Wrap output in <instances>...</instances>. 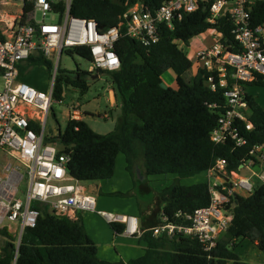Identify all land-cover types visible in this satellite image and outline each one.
<instances>
[{
  "label": "trees",
  "instance_id": "16d2710c",
  "mask_svg": "<svg viewBox=\"0 0 264 264\" xmlns=\"http://www.w3.org/2000/svg\"><path fill=\"white\" fill-rule=\"evenodd\" d=\"M137 1L72 0L69 11L73 16L93 19L104 30L117 25L119 15ZM140 1L154 10L166 0ZM205 5V9L202 5L196 11L183 14L173 22L172 28L160 25L158 41L149 47L128 37L122 29L114 43L119 68L96 70L105 71L109 76L115 103H120L122 116L115 131L99 134L83 118L67 119L63 131L59 129L56 135L45 137V141L61 145L62 151L69 154L68 172L82 182L109 179L119 153L124 155L126 170L135 179L134 183H145L150 176L172 175L173 180L155 192V196L161 214L178 222L181 219L174 217L177 211L191 213L209 203L206 182L183 185L181 179L205 171L217 157L226 159L227 170L239 171L241 160L252 157L251 146L264 142V106L250 94L246 100L253 128L241 131L247 144L233 147L231 140L215 144L210 139L224 104V88L212 91L205 83L206 71L198 66L186 79L185 73L193 63L179 45H188L192 38L208 29L232 41V20L225 14L209 23L208 3ZM52 8L61 13L64 2L56 0ZM32 9L33 1L24 0L22 22ZM248 10L253 26L264 23V0H253ZM0 38H5L1 30ZM64 51L91 60L86 46H71ZM35 65L45 66L49 74L53 69L52 61L38 53L18 65L19 75ZM167 70L174 72L175 87L162 85V75ZM88 73L58 69L53 84L54 98L61 99L64 85L86 91ZM249 84L264 87V76H256ZM213 104L216 107H211ZM136 167L144 180L136 178ZM34 205H38L39 216L35 226L26 227L23 232L17 264H248L237 252L241 239H247L264 254V184H258L246 196L237 195L231 209V223L212 250L206 251L197 239L182 234L170 238L153 235L149 227L139 236L145 244L144 252L127 261L99 259L97 246L88 236L80 216L76 219L58 216L50 213L44 204ZM109 224L116 233L123 232V224ZM13 254V244L6 241L0 252V264H11Z\"/></svg>",
  "mask_w": 264,
  "mask_h": 264
},
{
  "label": "built area",
  "instance_id": "2783aa9c",
  "mask_svg": "<svg viewBox=\"0 0 264 264\" xmlns=\"http://www.w3.org/2000/svg\"><path fill=\"white\" fill-rule=\"evenodd\" d=\"M32 1L33 9L26 20L4 34V39L0 38V78L3 80L0 88V235L14 246L11 264H17L25 228L34 227L37 222L40 211L36 203L44 204L50 213L72 219L77 218V212L95 211L108 223L123 224L125 235L142 234L136 216L96 209L95 196L87 193L82 181L68 172L69 154L62 151L61 145L45 141L49 136L45 135V124L54 97V78L64 49L86 46L92 63L88 72L114 71L120 66L114 43L122 29L125 35L149 47L158 41L160 25L172 28L173 22L183 14L196 11L202 5L205 9L208 3L209 23L225 14L232 20V41L208 29L206 32L212 33V41L198 47L195 61L206 71L205 83L212 91L224 88V104L210 139L215 144L231 140L233 147L247 144L241 131H251L253 124L246 95H251L249 88L257 86L249 82L256 76H264V23L253 26L250 22L248 8L253 0H166L154 10L139 0L119 15L117 25L104 30L93 19L71 15L72 0H62L61 13L53 10L54 0ZM47 15H50L48 21ZM38 53L51 61L55 58L51 85L46 91L19 79L18 65ZM81 114L79 109L71 108L68 119L78 120ZM249 153L252 157L241 160L239 171L227 170L226 159L215 158L204 171L208 205L191 213L177 211L174 217L180 218V222L161 214L160 221L150 227L152 234L169 238L182 234L197 239L206 251L212 250L231 223L234 198L246 196L254 188L251 177L243 176L242 170L264 184V173L254 169L256 165L263 167L264 142L254 143ZM23 179L26 188L22 191Z\"/></svg>",
  "mask_w": 264,
  "mask_h": 264
},
{
  "label": "rangeland",
  "instance_id": "374dc122",
  "mask_svg": "<svg viewBox=\"0 0 264 264\" xmlns=\"http://www.w3.org/2000/svg\"><path fill=\"white\" fill-rule=\"evenodd\" d=\"M56 1V0H54ZM22 6L23 0H0V30L3 34L9 33L11 28L16 26L18 22H22ZM37 19L40 20V13H37ZM50 15H47L45 20L48 21ZM211 34L207 32L203 36L192 38L188 45L179 43L181 48L187 53L188 57L192 61V67L185 73V77L188 79L196 70L195 51L199 46L211 42ZM53 69L55 65V58L52 60ZM92 63L83 58L80 55L73 54L72 56L62 52L58 69L65 71H75L79 69L83 72H88ZM52 72L46 70L43 65H35L28 68L19 79L28 85L39 90H49L52 81ZM86 77L88 89L81 92L79 87L72 85H64L61 99L58 100L52 97V104L48 112V116L45 124V135H56L58 130L63 131L68 119V111L71 108L79 109L82 113L83 120L89 125V127L99 134H107L115 131L119 119L122 116V110L120 103L117 101L114 104L110 100V90H112L109 76L106 72L98 73L96 71L88 73ZM175 75L172 70H167L162 76V83L166 87L174 86ZM3 86V80L0 78V88ZM176 86V85H175ZM174 86V87H175ZM253 94L256 96L257 101L264 106V87L256 86L253 89ZM114 96V95H113ZM125 161L124 156L120 153L116 159V169L111 179L103 180L98 185V181H83L86 192L95 196L96 209L112 210L115 213H127L129 211H136L141 206V202L144 203L150 199V196L141 195L142 191H138V184L134 183L135 179L131 177V188H129V181L125 177V171L122 167V163ZM141 164V159L138 161ZM138 168V167H137ZM139 170V168H138ZM140 171V170H139ZM244 174H246L244 172ZM135 176H137L135 168ZM205 172H200L192 177L183 178L180 183L183 185H191L197 182H206ZM173 180L172 175L166 176H150L149 179L142 183L141 188L149 190L147 193L159 191L163 186L169 184ZM254 186L260 184L259 179H254ZM113 185L117 192L109 193L105 190V187ZM148 186V187H146ZM26 188V180L23 179L20 183V189L23 191ZM124 189V190H123ZM140 190V189H139ZM23 196V195H21ZM155 196V194L153 195ZM145 199H147L145 201ZM139 211V210H138ZM6 239V238H5ZM5 239L0 235V249L3 246ZM251 243L248 240H242V244L239 245L237 252L242 258H248L253 255L251 251ZM252 258V257H250ZM225 264H230L227 262Z\"/></svg>",
  "mask_w": 264,
  "mask_h": 264
},
{
  "label": "crops",
  "instance_id": "0c3cea01",
  "mask_svg": "<svg viewBox=\"0 0 264 264\" xmlns=\"http://www.w3.org/2000/svg\"><path fill=\"white\" fill-rule=\"evenodd\" d=\"M205 33H207V32H205ZM205 33H203V34H205ZM211 41H212V38H211ZM210 43L211 42H209L207 44H203V45H208ZM23 62L24 61H22L20 64H23ZM162 85H163V83H162ZM175 85L176 84L174 81V86ZM174 86H172V87H174ZM164 87H166V86H164ZM255 87L256 86L249 88L248 91L256 99V96L253 94V89ZM109 97H110L111 103H113L114 102V96H113V91H111V90H110V96ZM80 119H82V114L80 116ZM116 159H117V157H116ZM124 159H125V157H124ZM122 167L125 171V177L129 181V186H130L129 188H131L132 187L131 186V179L132 178H131V175L126 170V162L125 161L122 163ZM115 169H116V161H115ZM254 169L256 171H261L264 173V164H263L262 168H260L256 165L254 167ZM114 172H115V170H114ZM244 172L246 174H244ZM241 173L243 176L251 177L250 181H252L253 187H255L253 181L256 177L250 175V172H248L247 170H242ZM113 175H114V173H113ZM111 177H113V176H111ZM111 177L109 179H111ZM147 179H149V177ZM102 181L103 180H99L98 185L103 186V184H100ZM139 185H142V184H138V186H137L138 191L139 192L142 191L141 195L147 194V196H150V199L149 200L145 199V201L147 200L145 203L143 201L141 202V206L138 207L139 211L138 210L136 211V209H135V211H133V212L129 211L127 213H119V214H129V215L136 216L138 219V222H139V228L141 231H143V230L148 229L149 227L155 225L158 222L160 215H161V211H160V206H159V203H158L156 196H153L155 194V192H157V191L150 192L149 193L150 195H148L147 192L149 190L146 191V190L141 188L142 186H139ZM146 187H148V186H146ZM105 190H108L107 192H109V193L119 191V190H116L112 184H110V186L105 187ZM101 210H104V209H101ZM107 211H110V210H107ZM76 214H77V216H80L82 218V221H83V224H84V227H85V230H86L88 236L96 244L97 256L99 259H103L106 261H119V260L127 261L129 259L140 256L144 252L145 244L140 240L139 236H128V235H125L123 233H116L111 228L110 224L103 217H101L99 214H97V212L86 210V211L77 212ZM242 240H247V239H241L239 242V245L242 244ZM249 249H251V251H253V255L250 256L252 258H250V257H248V258L247 257L246 258L241 257V258L243 260H245L248 264H264V254L261 251H259L256 248V246L252 243H251V248H249Z\"/></svg>",
  "mask_w": 264,
  "mask_h": 264
},
{
  "label": "water",
  "instance_id": "95a60500",
  "mask_svg": "<svg viewBox=\"0 0 264 264\" xmlns=\"http://www.w3.org/2000/svg\"><path fill=\"white\" fill-rule=\"evenodd\" d=\"M137 176L140 178V180H144V177L141 175L140 171L136 168ZM234 204H236V199L234 198Z\"/></svg>",
  "mask_w": 264,
  "mask_h": 264
}]
</instances>
